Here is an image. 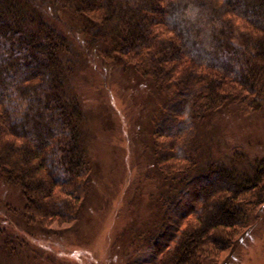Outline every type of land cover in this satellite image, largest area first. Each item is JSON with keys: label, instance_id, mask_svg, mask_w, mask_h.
<instances>
[{"label": "trees", "instance_id": "16d2710c", "mask_svg": "<svg viewBox=\"0 0 264 264\" xmlns=\"http://www.w3.org/2000/svg\"><path fill=\"white\" fill-rule=\"evenodd\" d=\"M48 1L105 61L153 88L151 150L169 192L148 240L158 264L217 257L264 203L261 164L241 172L202 154L218 112L253 111L264 96V0ZM72 50L33 0H0V177L43 228L76 222L90 187Z\"/></svg>", "mask_w": 264, "mask_h": 264}, {"label": "rangeland", "instance_id": "374dc122", "mask_svg": "<svg viewBox=\"0 0 264 264\" xmlns=\"http://www.w3.org/2000/svg\"><path fill=\"white\" fill-rule=\"evenodd\" d=\"M33 1L72 44L71 79L84 112L90 187L76 222L43 228L27 219L20 191L0 177V257L4 264H158L160 255L148 240L169 192L151 150L153 88L130 69L105 61L60 5ZM210 124L202 154L241 172L256 164L264 168V96L257 109L234 105ZM202 264H264V203L249 214L231 247Z\"/></svg>", "mask_w": 264, "mask_h": 264}]
</instances>
